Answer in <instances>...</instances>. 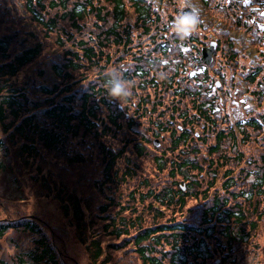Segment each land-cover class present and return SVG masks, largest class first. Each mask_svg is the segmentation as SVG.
I'll return each mask as SVG.
<instances>
[{
  "label": "trees",
  "instance_id": "1",
  "mask_svg": "<svg viewBox=\"0 0 264 264\" xmlns=\"http://www.w3.org/2000/svg\"><path fill=\"white\" fill-rule=\"evenodd\" d=\"M186 5L0 0V148L57 199L88 264H236L264 215V0ZM6 201L0 236L24 234L0 264H76L59 229Z\"/></svg>",
  "mask_w": 264,
  "mask_h": 264
},
{
  "label": "rangeland",
  "instance_id": "2",
  "mask_svg": "<svg viewBox=\"0 0 264 264\" xmlns=\"http://www.w3.org/2000/svg\"><path fill=\"white\" fill-rule=\"evenodd\" d=\"M244 59L246 60L245 62L248 61L247 56H245ZM235 71L236 70H234L233 78L238 79L239 77ZM229 83L230 82L225 81L224 88H226V85ZM233 84H235L236 87H240V83ZM242 86L241 84V87ZM215 92L223 93L220 88H217ZM226 93L231 97L234 92L231 88H227ZM2 159L3 163H7V161L11 159V166L10 170H8L7 167L0 170V198L7 200L8 207L17 211L26 213L39 211L42 217L47 219L61 231L70 249L69 252L71 256L74 257L76 264H88L83 245L75 240L72 229L69 224L65 222V218L61 214L57 199L53 198L51 195L42 193V186L30 178L31 170L25 168L23 165L19 166V162L15 161L14 150L12 155L10 151L7 150V152H5L0 148V160ZM198 199L200 198L198 197ZM4 213L5 209L2 208L0 204V215ZM256 224L257 229L254 233V237L247 238V240L242 243L241 250L243 256L236 260V264H264V215L257 218ZM23 234L24 232L20 230L9 228L1 235L0 257L8 258L9 254H11L15 248L13 239ZM235 244H233V246H235ZM234 250L237 251V248ZM70 264H73L72 261H70Z\"/></svg>",
  "mask_w": 264,
  "mask_h": 264
},
{
  "label": "clouds",
  "instance_id": "3",
  "mask_svg": "<svg viewBox=\"0 0 264 264\" xmlns=\"http://www.w3.org/2000/svg\"><path fill=\"white\" fill-rule=\"evenodd\" d=\"M180 4L182 8L186 5V0H180ZM199 9L194 5L191 6L190 11H182L180 15H178L174 22L173 28L175 32L181 37H187L191 35V33L195 30L196 26L199 24ZM109 79V88L108 92L111 97L119 98L123 100V98L128 97L130 93V87H128L127 83L117 78L114 75H111Z\"/></svg>",
  "mask_w": 264,
  "mask_h": 264
},
{
  "label": "water",
  "instance_id": "4",
  "mask_svg": "<svg viewBox=\"0 0 264 264\" xmlns=\"http://www.w3.org/2000/svg\"><path fill=\"white\" fill-rule=\"evenodd\" d=\"M215 44H216V41L213 38H211V39H209L208 43L202 44L200 46V54H199V56L204 62H209L211 60L212 51L215 48ZM154 142L158 143L157 138H154Z\"/></svg>",
  "mask_w": 264,
  "mask_h": 264
}]
</instances>
